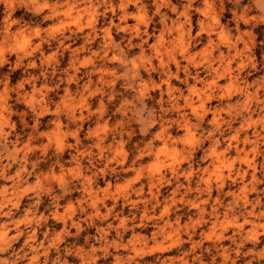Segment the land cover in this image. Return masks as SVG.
Returning <instances> with one entry per match:
<instances>
[{
    "label": "clouds",
    "instance_id": "9594fccd",
    "mask_svg": "<svg viewBox=\"0 0 264 264\" xmlns=\"http://www.w3.org/2000/svg\"><path fill=\"white\" fill-rule=\"evenodd\" d=\"M0 264H264V0H0Z\"/></svg>",
    "mask_w": 264,
    "mask_h": 264
}]
</instances>
